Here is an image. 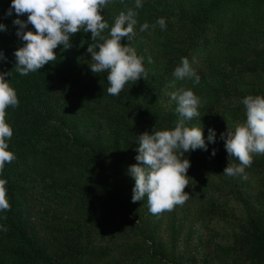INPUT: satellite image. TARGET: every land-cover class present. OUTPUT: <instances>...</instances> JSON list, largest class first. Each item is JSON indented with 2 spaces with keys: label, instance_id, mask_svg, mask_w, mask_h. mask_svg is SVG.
Here are the masks:
<instances>
[{
  "label": "trees",
  "instance_id": "obj_1",
  "mask_svg": "<svg viewBox=\"0 0 264 264\" xmlns=\"http://www.w3.org/2000/svg\"><path fill=\"white\" fill-rule=\"evenodd\" d=\"M113 1L122 11L135 4L134 0ZM142 4V8L136 9L138 22L148 15V20L156 25L163 17L166 30H161L159 25L154 30L162 37L180 35L170 52V73L179 66L182 57L189 58L195 48L216 41L230 14L247 10L264 13V0H202L191 10L154 1ZM10 5L11 0H0V23L6 26V31L0 32V51L6 57L0 60V72L11 71V76L5 79L16 90L19 106L6 109V122L13 130L12 138L7 141L8 150L16 159L6 163L0 175V179L7 181V198L11 204L10 211L0 212V226L8 229L0 228V264H183L175 259L172 246L161 242L156 226L149 220L150 212L144 213L145 205L139 211H132L125 204V189L131 176H118V162H106L98 147L82 145L76 138L71 140L70 128L57 116L59 109L79 102L95 115L116 112L132 120L125 140V164L129 168L137 163L139 135L158 124L171 130L180 119L175 111L177 104L166 109L159 106L166 94L164 76L156 79L139 102L125 88L119 96H110L106 92L110 86L107 72L94 74L89 66L93 63L91 53L87 52L78 71L69 68L55 71L59 85L54 93L48 64L27 76L16 72L14 52L25 42L16 35L18 26L13 21L17 18L26 21L27 14L17 17L13 11L11 16L6 15ZM26 30L34 31L31 25ZM239 72L264 81V52L255 50L252 62L239 67ZM247 95L264 96V87L252 82L245 92L225 93L219 98L220 105L230 112L245 113L242 99ZM221 133L215 143L205 140L207 151L197 149L184 154L191 164L187 172L189 185L185 189L197 190L201 186L198 214L204 228L212 231L218 228L221 232L225 243L222 264H264V155L253 156L252 166L245 170L246 180L224 175L229 159ZM52 136L57 137V143L47 147V139ZM40 149L58 152V159L79 158L87 165L92 164L90 171L98 176L91 195L95 201L77 186L51 188L32 196L41 185V175L28 164L27 157ZM231 163L239 161L232 158ZM212 179L218 181L205 185V180ZM250 179H254L253 184H249ZM26 196L46 199L48 205L68 217L67 221L52 222L53 226L46 231L48 243L40 240V231L29 219ZM111 255L114 257L110 261H104Z\"/></svg>",
  "mask_w": 264,
  "mask_h": 264
},
{
  "label": "rangeland",
  "instance_id": "obj_2",
  "mask_svg": "<svg viewBox=\"0 0 264 264\" xmlns=\"http://www.w3.org/2000/svg\"><path fill=\"white\" fill-rule=\"evenodd\" d=\"M153 1L191 10L198 6L202 0H142V3ZM121 11V8L113 0H110L108 5L103 8L101 14L109 25V28L102 33L103 36L110 38V28ZM147 16L144 15L142 21L135 26L137 35L130 42V46L137 51L138 56L144 58L143 63L148 73L147 79L140 78L135 84L129 82L125 89L130 91L139 102L145 91L157 78L163 75L166 79V94L165 99L159 105L162 109H166L170 104H176L175 101H171L170 93L181 88L191 89L201 99L199 108L201 117L185 121V124L187 127H202L205 140H207L210 128L215 130L216 140L220 131L226 134L228 127L234 130L237 125L244 123L246 121L245 113L227 111L220 105L219 98L225 93L245 92L252 82H257L264 87V81L251 75L244 76L239 72V67L252 62L255 50L264 52V13L247 10L244 13L230 14L220 28L216 41L206 44L204 48L194 49L188 60L201 78L199 84H194L189 79H176L173 73H170L168 66L170 52L179 41L180 35L174 33L170 36H160L151 27L154 23L150 22ZM145 22L150 27L148 30L140 32L139 28ZM93 43L99 44L103 41L97 38V41L94 42L90 32L85 33L81 30L70 38V48L63 49V45H60L54 50L57 60L48 64L47 72L54 93H57L59 85L54 78L55 71L61 68L78 71L84 55L88 52L89 45ZM121 43L126 44V38H122ZM149 57H151L152 63L148 62ZM57 116L66 127L70 128L68 134L71 135L69 136L71 140L76 138L82 145L98 147L106 162H118L120 167L117 172L118 176H128V168L125 164L127 161L125 140L126 134L133 124L132 120L125 119L116 112L95 115V112H88L79 102L59 109ZM155 128L156 130L167 129L158 124L151 126L148 133L153 134ZM56 139V136L47 139V147H52L54 143H57ZM57 155L58 152L40 149L33 151L27 157L28 164L41 175L39 178L41 185H38L37 192L32 196L37 197L41 191L51 188L77 186L83 189V192L94 202L95 199L91 195L94 193V185L98 182V176L90 171V167L93 165H87L79 158L58 159ZM211 181L212 183H210ZM217 181L215 179L205 180L204 183L210 185ZM248 181L249 184L254 183V179ZM134 184V179L130 177L125 189L124 202L132 211H139L145 205L144 213H148L147 197L144 201L132 202ZM197 187L199 192L196 188L185 189V192L189 194V199L182 206L176 205L172 211H165L159 215L150 213L149 220L156 226L161 242L172 246L175 259L179 262L183 264H222L225 243L218 228L212 231L202 226L198 214L201 202L199 197L202 196L200 184ZM25 199L28 201L27 211L30 221L40 231V240L48 243L49 233L46 231L50 226H53L52 222L67 221L68 217L53 205H48L46 199H36L31 196H26ZM166 255L169 254L166 253ZM113 257L114 255L108 256L104 261L108 262Z\"/></svg>",
  "mask_w": 264,
  "mask_h": 264
},
{
  "label": "clouds",
  "instance_id": "obj_3",
  "mask_svg": "<svg viewBox=\"0 0 264 264\" xmlns=\"http://www.w3.org/2000/svg\"><path fill=\"white\" fill-rule=\"evenodd\" d=\"M110 0H11L6 15L13 11L17 17L27 14V20L15 19L18 26L16 35L24 41V45L14 52L16 58L15 70L21 76L35 73L45 65L57 60L54 51L58 46L63 49L71 47L70 38L78 32L91 33L95 42L99 38L103 43L89 45L93 63L90 66L94 74L107 72L106 92L110 96H119L125 86L135 84L140 78L147 79V69L142 56L130 46L137 35L138 12L143 7L142 0H135L134 7L121 11L110 28L109 37L102 33L109 28L101 12ZM31 25L33 30H26ZM161 30H166L165 18L156 21ZM156 25H151L155 28ZM150 25L145 22L139 28L140 32L148 30ZM6 31V26L0 23V32ZM122 38L127 43L122 44ZM98 49V51H97ZM0 51V60H5ZM148 62L152 63L151 57ZM6 76L10 72H0V175L5 165L12 163L16 156L9 151L7 143L13 136L11 126L6 122V109L18 107L19 100L16 90L10 86ZM176 79L192 80L200 83V76L192 68L188 58L182 57L179 66L173 72ZM171 101H175V111L180 119L171 130H156L153 134L147 131L137 137L138 148L135 157L137 163L128 168V174L134 179L132 202L144 201L147 197L148 210L153 215L172 211L176 205H183L189 194L185 188L189 185L187 172L191 166L184 154L197 149L207 151L202 127H187L185 121L200 118L201 99L191 89H179L170 93ZM245 107L246 121L235 127H228L227 133H221L225 140V149L229 163L223 174L229 177L247 179L246 168L253 164L254 155H264V96L247 95L242 99ZM215 130L209 129L207 141L215 143ZM216 149L212 150V156ZM232 158L239 161L231 163ZM7 181L0 179V212L10 211L11 204L7 198ZM3 231L6 227L0 226Z\"/></svg>",
  "mask_w": 264,
  "mask_h": 264
}]
</instances>
